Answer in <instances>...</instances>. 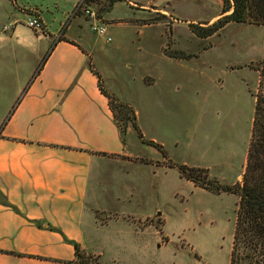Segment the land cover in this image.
Here are the masks:
<instances>
[{
	"label": "rangeland",
	"instance_id": "obj_1",
	"mask_svg": "<svg viewBox=\"0 0 264 264\" xmlns=\"http://www.w3.org/2000/svg\"><path fill=\"white\" fill-rule=\"evenodd\" d=\"M74 1L0 0V114L52 41L36 36L41 31L33 32L24 21L38 8L55 36L62 30L64 34L69 22L68 32L81 36L105 88L132 105L144 137L161 143L167 152L165 157L157 147L141 142L135 128L127 135V127L133 126L127 120L121 136L143 154L145 163L129 169L133 197L115 198L117 190L126 191L122 185L112 186L103 197L111 209L154 213L143 219L144 224L157 216L164 222L161 232L155 222L143 229L139 251L112 245L104 248L101 260L228 264L237 195L194 185L166 163L207 167L211 178L223 182L241 179L259 79V71L251 65H263L264 24L228 21L218 32L199 37L190 22L204 24L222 15L221 0H169V4L156 0V6L131 9L116 1L102 12L100 2ZM159 13L165 16L146 22ZM94 18L105 24L109 40L92 29ZM114 110L121 129L128 112L117 105ZM120 227L113 224L110 229Z\"/></svg>",
	"mask_w": 264,
	"mask_h": 264
},
{
	"label": "crops",
	"instance_id": "obj_2",
	"mask_svg": "<svg viewBox=\"0 0 264 264\" xmlns=\"http://www.w3.org/2000/svg\"><path fill=\"white\" fill-rule=\"evenodd\" d=\"M121 1L130 9L157 5ZM35 12L48 31L36 36L56 39L42 11ZM69 24L64 34L76 43L56 40L37 75L0 114V264H77L76 244L102 264H117L101 260L104 248L139 251L146 226L155 222L162 231L163 217L144 224L154 213L111 209L103 197L121 185L126 191L117 190L115 198L133 197L129 169L145 162L122 138L89 65L91 54L80 35L68 32ZM131 130L129 125L126 134ZM113 224L123 229H110Z\"/></svg>",
	"mask_w": 264,
	"mask_h": 264
},
{
	"label": "trees",
	"instance_id": "obj_3",
	"mask_svg": "<svg viewBox=\"0 0 264 264\" xmlns=\"http://www.w3.org/2000/svg\"><path fill=\"white\" fill-rule=\"evenodd\" d=\"M91 1L100 2L101 5L98 11L102 12L110 10L116 1L121 0H82L85 5ZM221 14L211 22H203L204 24L201 22H190V25L199 37H208L214 32H218L228 21L264 24V0H221ZM164 16V13H159L146 22H154ZM62 32L56 39L52 40L32 71L27 83L37 75L56 40L64 39L73 42ZM190 55L185 54L184 56ZM262 62V66L251 65L252 68L259 71V79L256 92L254 93L250 138L241 179L233 183L223 182L217 178H211L207 167L189 165L184 162L175 163L171 160L166 163L167 166H175L179 174L191 180L194 185L215 192L226 191L237 195L228 264H264V58ZM89 65L91 70L97 75L101 92L108 98V105L113 118L116 116L115 105L119 106L121 111L128 112V115L123 117V125L120 130L124 131L126 129L127 120L130 119L139 138L143 142L157 147L166 157V149L161 143L144 137L136 121V113L132 105L119 99L113 92L108 91L95 65L91 61H89ZM75 253L77 257L75 262L77 264H102L92 254L82 252L77 244L75 245Z\"/></svg>",
	"mask_w": 264,
	"mask_h": 264
},
{
	"label": "built area",
	"instance_id": "obj_4",
	"mask_svg": "<svg viewBox=\"0 0 264 264\" xmlns=\"http://www.w3.org/2000/svg\"><path fill=\"white\" fill-rule=\"evenodd\" d=\"M87 12L90 11L89 8L85 9ZM91 15L94 17V12L90 11ZM95 23L92 24V29L95 30L100 35H105V39L109 40L110 35L106 33V26L102 22H98L97 18H94ZM25 24L36 31H43L44 24L41 17L37 13H32L28 16V18L24 21Z\"/></svg>",
	"mask_w": 264,
	"mask_h": 264
}]
</instances>
